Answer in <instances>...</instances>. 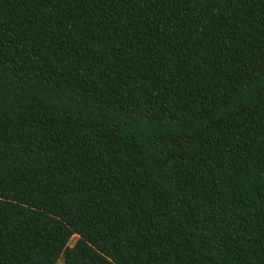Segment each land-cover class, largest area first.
<instances>
[{
  "label": "trees",
  "instance_id": "trees-1",
  "mask_svg": "<svg viewBox=\"0 0 264 264\" xmlns=\"http://www.w3.org/2000/svg\"><path fill=\"white\" fill-rule=\"evenodd\" d=\"M264 264V0H0V264Z\"/></svg>",
  "mask_w": 264,
  "mask_h": 264
},
{
  "label": "rangeland",
  "instance_id": "rangeland-1",
  "mask_svg": "<svg viewBox=\"0 0 264 264\" xmlns=\"http://www.w3.org/2000/svg\"><path fill=\"white\" fill-rule=\"evenodd\" d=\"M59 264H61V262Z\"/></svg>",
  "mask_w": 264,
  "mask_h": 264
}]
</instances>
